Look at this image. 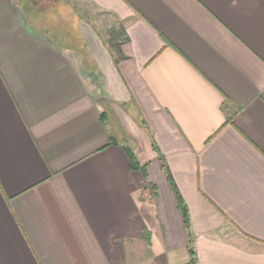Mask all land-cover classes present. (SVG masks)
Wrapping results in <instances>:
<instances>
[{
	"label": "crops",
	"instance_id": "1",
	"mask_svg": "<svg viewBox=\"0 0 264 264\" xmlns=\"http://www.w3.org/2000/svg\"><path fill=\"white\" fill-rule=\"evenodd\" d=\"M29 2L0 0V264H264V0Z\"/></svg>",
	"mask_w": 264,
	"mask_h": 264
},
{
	"label": "trees",
	"instance_id": "2",
	"mask_svg": "<svg viewBox=\"0 0 264 264\" xmlns=\"http://www.w3.org/2000/svg\"><path fill=\"white\" fill-rule=\"evenodd\" d=\"M140 124L145 126V123L143 121H140ZM125 152H126L127 157L129 159V163H130L131 168L132 169H137L138 164H137L136 158H135L132 150L129 147H125ZM169 182L173 186L172 181L169 180ZM173 190H174V193H175V196H176L177 206H178V208L181 211V214L183 216V221H184L185 228L189 231V217H188L187 208H186L183 200L181 199V197L179 196V194L177 193V191L175 190L174 187H173ZM189 252H190V255H191V258H192L191 259V264H195L194 253H193L192 248L190 249Z\"/></svg>",
	"mask_w": 264,
	"mask_h": 264
},
{
	"label": "rangeland",
	"instance_id": "3",
	"mask_svg": "<svg viewBox=\"0 0 264 264\" xmlns=\"http://www.w3.org/2000/svg\"><path fill=\"white\" fill-rule=\"evenodd\" d=\"M30 2H33L34 4H35V2L37 1V0H29ZM70 2H72L73 3V5L75 6V8H76V11L80 14V13H84V7H85V4H84V2H83V0H69ZM29 2V3H30ZM34 11H37V10H34ZM87 11V10H86ZM86 11H85V13H86ZM80 15H82V14H80Z\"/></svg>",
	"mask_w": 264,
	"mask_h": 264
}]
</instances>
